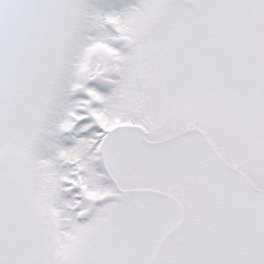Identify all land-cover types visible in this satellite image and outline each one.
<instances>
[{
  "label": "snow or ice",
  "instance_id": "snow-or-ice-1",
  "mask_svg": "<svg viewBox=\"0 0 264 264\" xmlns=\"http://www.w3.org/2000/svg\"><path fill=\"white\" fill-rule=\"evenodd\" d=\"M0 264H264V0H0Z\"/></svg>",
  "mask_w": 264,
  "mask_h": 264
}]
</instances>
